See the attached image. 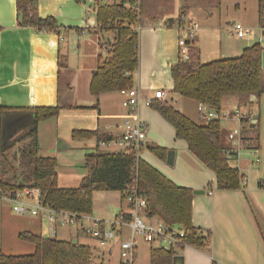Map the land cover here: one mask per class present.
Returning a JSON list of instances; mask_svg holds the SVG:
<instances>
[{
	"label": "crops",
	"instance_id": "obj_1",
	"mask_svg": "<svg viewBox=\"0 0 264 264\" xmlns=\"http://www.w3.org/2000/svg\"><path fill=\"white\" fill-rule=\"evenodd\" d=\"M96 10V0H38L39 17L51 16L63 28L82 30L81 33L61 30L58 36L18 26L15 0H0V108L9 110L4 118L20 115L16 119L19 120L27 114L21 109L62 104L63 108L54 121L46 119L37 126L39 155L43 145H46L48 152L56 153L54 158L57 163L61 159L69 160L74 154L81 161L80 157L97 147L95 138L73 139V130L98 129L114 135L115 140L121 133L120 126L126 111L120 105V100L114 98L115 92L103 94L97 100L87 91L82 96L76 90L80 87V77L68 64L69 86L58 87V60L61 55L68 56L69 49L72 50L68 45L72 36L79 41L76 49L83 61L96 59V63L88 68V78L83 80L88 87L91 73L98 64L99 41L98 36L97 41H82L86 33H94L97 27ZM200 23L194 43L199 58L203 50L222 55L213 56L211 60L228 57L224 55L236 57L245 47L256 43L243 44L242 41L225 37L220 29L217 32L210 22ZM137 27L138 66L132 74V85L139 90L142 98L152 101L157 100L153 97L154 92L163 90L166 98L159 101L167 102L168 92L173 86L170 67L178 60L177 30L175 26H164L161 21L146 19H141ZM258 29L263 36L260 46L264 48V33ZM209 31L212 32L210 36ZM260 83L263 92L258 99L251 101L247 110L252 115L251 124L257 122L258 139L247 138L235 161L230 163L237 168L241 178L240 187L236 190L218 189L213 171L188 150L184 140L175 138L172 126L156 111L142 105L139 107L138 114L147 125V145L139 158L176 185L192 189L191 223L195 228L210 232V243L205 249L193 246L183 248L179 254L183 256V264H264V193L261 190V186L264 187V79L260 78ZM176 96L175 105L172 106L193 122L202 123L197 121L196 113L187 110L188 103L181 101L183 97ZM96 103L97 108H94ZM235 108H238L236 103L230 99H224L220 107L226 111ZM29 120L28 117L21 124ZM21 124L16 127L18 136L23 131L19 127ZM220 124L226 132L235 123L224 121ZM47 131H53L52 135L47 137ZM246 136L250 137V134ZM151 143L166 149L164 160L147 149ZM98 148L118 151L115 143H99ZM208 190L211 194L207 193ZM124 207L125 203L119 195L112 216ZM42 231L43 228L38 234Z\"/></svg>",
	"mask_w": 264,
	"mask_h": 264
},
{
	"label": "trees",
	"instance_id": "obj_2",
	"mask_svg": "<svg viewBox=\"0 0 264 264\" xmlns=\"http://www.w3.org/2000/svg\"><path fill=\"white\" fill-rule=\"evenodd\" d=\"M38 0H15L16 24L31 27L37 32L55 33L63 28L51 17H39ZM180 8L175 16V0H116L110 4H101L96 0L97 27L93 31L106 51V56H97L98 64L92 71L88 83V92L96 100L99 96L132 86V74L138 66V30L141 18L148 21H162L166 27L180 24L187 16L192 4L198 7H219L220 0H178ZM257 25L264 33V0H257ZM102 42V43H101ZM195 43V42H194ZM194 43L188 48V58L178 59L171 65V91L183 98L220 109L224 99H230L237 107L246 106L258 99L263 92L261 78V51L259 43L245 47L236 57L212 59L198 63V49ZM100 49V48H99ZM197 62V63H196ZM70 71L65 63L58 60V87L69 86ZM67 76V77H66ZM253 98V99H252ZM174 130L177 139L184 140L188 150L193 153L215 175L216 187L221 190H236L240 187V175L237 168L225 158V132L217 121L195 123L166 101L153 100L150 105ZM63 105L58 103L50 107L21 109L25 117L7 124L4 115L8 109L0 108V156L2 162L5 152L16 142L25 143L19 148L17 168L8 165L12 175L0 171V188L15 191L24 187L40 190L43 205L58 211H69L77 215L92 213V192H118L124 201L125 192L136 187L146 201V212L168 225L184 229V242L188 246L205 249L210 243L208 230L193 227L191 223V201L193 191L178 186L162 175L148 163L130 152L104 151L99 143L115 140L114 135L95 130H73V139L95 138L97 147L83 156L82 166L86 174L77 187H59L57 184V160L54 157L40 156L38 151V123L55 118ZM97 108V103L94 105ZM22 114V113H20ZM28 121H24L27 118ZM4 118V119H3ZM21 124L22 133L14 139L10 136ZM24 126V127H22ZM246 134H250L247 137ZM246 138L258 139L257 122L243 128ZM147 149L157 158L164 160L166 149L151 143ZM83 184H86L83 186ZM76 220H79L76 218ZM78 234L81 230L77 231ZM77 234V235H78ZM20 240L33 244L34 252L25 255H6L0 249V264H104L95 261L93 247L72 240L43 238L39 234L21 232ZM99 253V251H97ZM172 250L151 247L149 264H172V257L178 255Z\"/></svg>",
	"mask_w": 264,
	"mask_h": 264
},
{
	"label": "built area",
	"instance_id": "obj_3",
	"mask_svg": "<svg viewBox=\"0 0 264 264\" xmlns=\"http://www.w3.org/2000/svg\"><path fill=\"white\" fill-rule=\"evenodd\" d=\"M116 0H99L101 4H110ZM178 34V59L188 58V48L191 46L199 32V25L186 16L180 19V24L175 26ZM138 30V27H136ZM231 36L242 38L248 31L240 23H231L228 27ZM263 36L259 37L261 41ZM99 48H105L99 44ZM122 100L121 105L125 109V117L121 124V133L115 143L118 151L130 152L139 157L140 152L146 147V123L138 114L139 107H150L152 100L142 98L139 90L132 86L123 88L117 92ZM154 99L163 100L166 93L163 90L154 92ZM198 119L202 123L217 121L234 122L224 135L226 147L223 149L225 158L229 163H233L237 153L244 144L246 136L243 135V128L251 124L252 115L248 111L241 112L240 107L231 111L215 109L203 103L196 104ZM264 193V187L261 186ZM211 194V191H207ZM40 190L35 187H24L15 191H4L0 188V199L10 203V208L18 216L29 215L37 217L43 222V231L39 234L43 238H54L56 229L54 223L60 226L80 222L81 219L88 221L87 227H81V233L94 239L98 249H106V253L111 255L112 248L118 247L119 260L116 264H135L136 252L141 243L151 247L172 250L180 253L184 247L188 246L184 242L185 231L182 227L168 225L154 216H149L146 212L145 198L137 192L136 187H132L125 192V207L118 211L112 221L92 217L89 214L77 215L69 211H58L43 205L40 198ZM78 218L79 220H76ZM154 244V246H152Z\"/></svg>",
	"mask_w": 264,
	"mask_h": 264
},
{
	"label": "rangeland",
	"instance_id": "obj_4",
	"mask_svg": "<svg viewBox=\"0 0 264 264\" xmlns=\"http://www.w3.org/2000/svg\"><path fill=\"white\" fill-rule=\"evenodd\" d=\"M179 8H180V3L178 2V0H175V4H174L175 12L171 16H175ZM187 18L192 21L197 22L198 25L201 24L200 22H205V23L210 22L212 23V26L216 27L217 32L220 29V32H222L225 37L229 39H234L238 42L242 41L243 44H251L250 42H253V41L257 43L259 37H261L260 31L257 25V0H220L219 7H215V8L198 7L192 4L187 14ZM141 19H144V18H141ZM160 21H157V22H160ZM231 23H240L246 29V31L250 30V34H245V36L242 38L231 36L228 33V27ZM211 34L212 32L209 31V36ZM96 36L97 35H95L92 32L91 34L86 33L82 42L97 41ZM63 38H66V37H63ZM65 41L66 39L64 40V42ZM78 42L79 41H77V38L75 36H72V40L69 39L68 41L69 48L72 47V50L69 49L70 51H69L68 56L61 55L60 60L63 63H65V65L68 64L70 69H72L76 75H79L80 87L76 88V90L79 94H81L82 96L83 95L85 96L86 91L88 94L89 92H88V87H86L87 83H84L83 80L85 78H88V75H89L88 68L92 66V64L96 63L95 62L96 59L94 58L91 62L86 61V60L83 61L78 56L79 51L76 49ZM258 43L261 44L262 41H259ZM90 47L91 45L89 46V50H90ZM88 53H91V51ZM97 54L98 55L100 54V56L104 58L106 56V51L98 48ZM218 55H219L218 53H212L210 51L206 52L203 50L202 55L200 56V58H198L197 62L204 63V62L211 60V58H214L213 56H218ZM219 56H222V55H219ZM224 56L229 57L233 55H224ZM261 78L264 79V69L261 72ZM115 93L116 94H114V98L118 99V101L120 100L119 102L121 105L122 98L117 92ZM176 95L177 94L173 93L172 91L170 93L168 92L167 103L169 105L171 106L175 105V100L177 99ZM170 98H172V100ZM181 99H183L181 101H185L184 103H188L186 104L188 108L187 110L189 112L193 111L197 115L195 101H192L186 98H181ZM249 105L241 106L240 111L241 112L247 111ZM148 109L150 111H155L151 107H149ZM18 116L20 117V115L5 116V119H6L5 121L7 122V124H10L13 121H15L17 118H19ZM122 117L123 115L121 116V118ZM49 120L54 121L55 118H51ZM197 121H200V120L197 119ZM19 127H21V125H19ZM15 131H17V129ZM52 132L53 131H47V137L48 135L51 136ZM17 136H18V132H15L13 136H10L9 139L10 140L14 139ZM47 139L48 138H46L45 136L46 141ZM23 144H24V141L22 140L16 142L15 145L9 151L5 152L3 155V158L7 161V164H9V166L13 167L14 169L17 168V161L14 156L17 157L19 148ZM40 155L45 156V157L46 156L55 157L56 153L48 152V150L46 149V145H43V148L40 151ZM80 158H81V161L79 160V157L74 154L72 158H69V160L61 159V161L62 160L63 161L58 162L57 167H56V173H57V178H58L57 184L59 187L79 186L81 182V178H83L86 174L85 168H83L82 166L83 157H80ZM7 164L2 162V156H0V171L3 170L4 174L9 176L12 174L9 171ZM119 195L120 194L118 192L93 191L92 192L93 207H92V213L90 215L96 216L98 218L100 217L107 221H112L114 219V215L112 216V214L116 210V204H117ZM87 224H88V221L86 219H81L80 222H74L73 224H68L66 226H60L58 222H56L54 223V227L57 233L54 239L73 240L77 238L80 244L88 245L94 248L95 255H96L95 261L97 262L101 261L104 264H116L119 260V251H118L117 246H114L112 248L111 255L106 253V249H100V252L98 253L97 249L99 247L97 245V242L94 239L86 236L83 233L78 234L77 231L80 230L81 227H87ZM42 226H43V222L38 220L37 217H31L29 215L18 216L14 214L10 208V203L6 200L0 199V249L4 254L6 255L32 254L34 252L33 244L22 241L17 236L19 233L25 232V231L26 232L29 231L33 234H38L41 231ZM152 246H154V244ZM149 250H150L149 245L145 243H141L137 249V256H136L135 264H149V261H148Z\"/></svg>",
	"mask_w": 264,
	"mask_h": 264
},
{
	"label": "water",
	"instance_id": "obj_5",
	"mask_svg": "<svg viewBox=\"0 0 264 264\" xmlns=\"http://www.w3.org/2000/svg\"><path fill=\"white\" fill-rule=\"evenodd\" d=\"M261 68L264 69V48L261 51ZM253 99V98H252ZM255 120H257V118L255 117ZM86 184H83V186H85ZM194 193V192H193ZM72 243H76V239L72 240ZM172 264H183V256L182 255H174L172 257Z\"/></svg>",
	"mask_w": 264,
	"mask_h": 264
}]
</instances>
